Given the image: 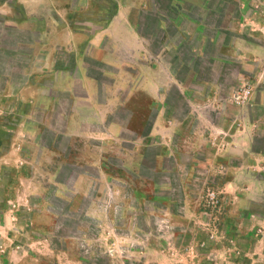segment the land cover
Instances as JSON below:
<instances>
[{
  "label": "rangeland",
  "instance_id": "374dc122",
  "mask_svg": "<svg viewBox=\"0 0 264 264\" xmlns=\"http://www.w3.org/2000/svg\"><path fill=\"white\" fill-rule=\"evenodd\" d=\"M125 3L0 0V264H158V251L179 245L192 248L191 259L199 264H264V209L243 212L239 236H225L231 223L220 225L230 220L231 199L222 188L231 187L216 186L211 177L194 179L192 193L215 236L195 218L198 245L187 238L172 241L174 227L151 215L155 197L167 191L143 185V178L154 176L175 184V178L153 170L158 145L148 135L155 110L141 109V137L124 127L131 112L122 103L142 83L156 89L141 80V72L159 60L175 77L164 80L161 90L165 124L183 121L191 131L222 139L247 136L253 116L260 120L253 148L263 151L264 0H182L173 11L169 0ZM125 15L137 35L113 27ZM162 19L167 27L157 29ZM198 21L205 26L195 28ZM89 40L91 59L84 61L96 105L72 97L85 93L71 66L73 47ZM247 88L250 98L237 104L234 94ZM217 148L221 152L223 146ZM138 175L140 188L134 185ZM211 191L216 203L208 201ZM171 197L180 200V189ZM173 211L182 214L180 206ZM252 214L260 220L254 226ZM128 223L139 232H130ZM220 245L222 252L211 251Z\"/></svg>",
  "mask_w": 264,
  "mask_h": 264
},
{
  "label": "crops",
  "instance_id": "0c3cea01",
  "mask_svg": "<svg viewBox=\"0 0 264 264\" xmlns=\"http://www.w3.org/2000/svg\"><path fill=\"white\" fill-rule=\"evenodd\" d=\"M114 1L117 7L121 4H124L125 7L128 6L125 3L127 0ZM169 1L171 2V10L173 11V5L182 0ZM184 1L195 2L197 0ZM158 12H160V10ZM158 16H160V14H158ZM127 17L128 16L125 15V17H123L119 21L121 24L120 26H115L119 25L118 23L115 25L112 24L113 27H119L124 29L125 31L129 30L132 35H137L138 33L135 30V27H133L131 22L126 20ZM112 25L110 24L111 28H113ZM166 25V22L162 19L158 23L157 29L162 30L167 27ZM204 26L205 24L203 22L198 21L196 22L195 28ZM193 31L194 29L191 30V32ZM99 37L100 36H98V38ZM96 43L99 44L100 42L96 41ZM58 46L65 49V46H67V44L61 42ZM165 47L166 49L169 48V46L166 45ZM73 49L76 51L72 54L73 59L71 66L79 71V78L84 82L83 90H85V93L72 94V97L75 98L77 96V99H87L88 103H90L88 105H91V102L92 105H96L97 102L92 99L96 94V90H91V75H89V67L87 66V64H85L84 61L85 57L91 59V40H89L87 45H82L80 42H78V44H76ZM98 49L101 50L102 48L98 47ZM104 56L105 55H101L99 58L104 59ZM107 60L106 62H108ZM165 67L166 66L160 63L159 60H156L152 63L150 68L146 69V71L143 70L141 72V80L143 82L146 80H150L152 82L151 85L156 89L144 88L142 83L140 84L141 86L139 88H135L134 90L130 91L125 101L122 102L123 106L131 112L130 119L125 123L124 127L132 131L134 134L138 133L139 135H141V129L144 128V122L142 121V118H144V113L141 112V109L147 107L151 109L150 111L155 110V116L152 122L151 131L148 135V137H151V144L153 145L156 143L158 145V152L154 156L153 170L155 171V174L159 175L162 173L175 178L174 184L170 180L168 181V183H161L155 179V176L151 177V179L149 180L142 177L145 180V184L143 185L147 188H150L151 191H167L168 194V196L166 197H155L154 201L152 202L153 212L151 213V215L156 217L160 223H165L172 228L174 227V230H171L172 241L174 242L180 240L183 241L185 238H187L189 241H193L194 245H198L201 237L197 232L194 233L192 230L193 228L191 227L194 223H196L195 218L198 219V221L200 220L202 222L201 227L208 230L207 234L215 236L216 232L213 229L214 224H212L211 221H208L207 216L206 220L204 222L202 221L201 218L204 217L203 214L204 212L206 213V211L201 208V204L198 201V198L195 197V195H193L192 193V182L194 179H196L198 176H201L205 179L211 177V179L213 180L217 179V181L214 180L216 186L223 185L224 187H231L222 188L224 189V191H227L225 193L226 195H229L231 199L226 205L227 214L230 215V217L228 218L230 220L228 221V223L226 222V220H224V222L220 226H222V228L227 226L229 227L228 224L231 223V233L226 232L225 236L229 235V238H237L240 232V220L242 219L241 214H243V212L249 211L253 206H260L264 209V150L260 151L253 148L255 130L254 127L256 125H259L260 120L253 118V116H250L251 119L248 122L249 125L247 136H238L237 134L234 137H224L222 139L214 136L213 134L209 135L207 131H191V129L186 126L183 121L173 122L168 119V124H165L166 117L162 115L160 109V97L161 95H163L161 90L166 87L165 85H167L164 80H167L169 82L175 80L173 72L171 70H166ZM72 77L74 76L72 75ZM72 77L70 78L71 80L73 79ZM0 78L2 79L3 76H0ZM43 87L46 86L42 85V89ZM2 90L3 89H1L0 86V94ZM208 95H210V93H208ZM155 99L157 100L155 101ZM259 107L261 106L259 105ZM248 108L251 110L252 105ZM261 121L264 125V116L262 117ZM164 131H167V133ZM161 132L163 133L162 137L160 134ZM245 143L247 144L246 146ZM221 145L223 146V148L220 152V148L217 147H221ZM240 148H242L244 151V153L241 155L239 154ZM208 150L210 152V155L205 156L202 154H206ZM201 155H203L204 157H202ZM139 157H141L140 162L143 161V154H140ZM236 161H238V163ZM239 161L241 162V164H239ZM140 165L141 164L138 163L137 167L139 168ZM198 172H200V174H198ZM141 181V176L138 175V177L135 178V183L137 184L134 185H138L137 188H140L139 183ZM245 184L248 185L245 186ZM239 186L242 188H238ZM175 187L180 189V200L171 199V193ZM179 206L182 209V214L180 216L173 211L174 208H178ZM252 216H255V219H253V226L257 225V223L260 222L259 217H256L255 214H252ZM222 218L226 217L222 215ZM175 226H182V229L181 227L175 228ZM127 228L132 233L136 234L139 232L138 228L130 223L127 224ZM145 233L149 234L151 232ZM160 237L163 236L161 235ZM216 238L220 239L219 236ZM220 246L217 248L213 247L212 250H210L217 251V253L219 254L223 251V245ZM162 250L163 252L158 251L157 257L154 258L156 259V261H158V264H164L159 263V260L160 262L166 263L164 259H170L177 256H183L184 258H186L184 264H199L198 261L193 262V260L191 259L195 252L190 247H183L179 245L170 249L164 248ZM199 255L200 254H198V256H195L198 260L200 258Z\"/></svg>",
  "mask_w": 264,
  "mask_h": 264
},
{
  "label": "built area",
  "instance_id": "2783aa9c",
  "mask_svg": "<svg viewBox=\"0 0 264 264\" xmlns=\"http://www.w3.org/2000/svg\"><path fill=\"white\" fill-rule=\"evenodd\" d=\"M251 90L250 88L243 89L242 91H237L236 94L234 95L235 97V102L237 104H243L245 101H247L250 98ZM208 198L210 203H216L217 198H216V193L215 191H211L208 193Z\"/></svg>",
  "mask_w": 264,
  "mask_h": 264
}]
</instances>
